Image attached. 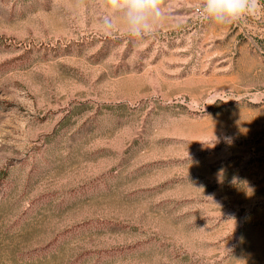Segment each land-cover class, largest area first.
<instances>
[{"label":"rangeland","instance_id":"1","mask_svg":"<svg viewBox=\"0 0 264 264\" xmlns=\"http://www.w3.org/2000/svg\"><path fill=\"white\" fill-rule=\"evenodd\" d=\"M159 7L0 0V264H264V0Z\"/></svg>","mask_w":264,"mask_h":264},{"label":"clouds","instance_id":"2","mask_svg":"<svg viewBox=\"0 0 264 264\" xmlns=\"http://www.w3.org/2000/svg\"><path fill=\"white\" fill-rule=\"evenodd\" d=\"M105 3L113 10L124 12L128 32L135 38L150 34L160 15V0H105ZM258 3L259 0H200L199 12L204 19L216 25L228 26L254 15ZM111 26V19L106 17L105 29ZM215 140L214 136L213 142Z\"/></svg>","mask_w":264,"mask_h":264}]
</instances>
